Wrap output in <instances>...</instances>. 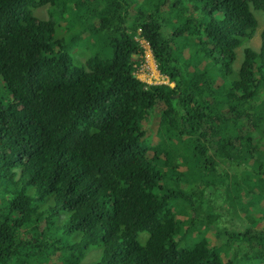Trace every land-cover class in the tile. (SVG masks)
Masks as SVG:
<instances>
[{"label": "trees", "instance_id": "1", "mask_svg": "<svg viewBox=\"0 0 264 264\" xmlns=\"http://www.w3.org/2000/svg\"><path fill=\"white\" fill-rule=\"evenodd\" d=\"M253 11L264 0H0V264H264ZM137 32L174 88L134 77ZM242 190L256 203L238 214Z\"/></svg>", "mask_w": 264, "mask_h": 264}, {"label": "rangeland", "instance_id": "2", "mask_svg": "<svg viewBox=\"0 0 264 264\" xmlns=\"http://www.w3.org/2000/svg\"><path fill=\"white\" fill-rule=\"evenodd\" d=\"M38 12V16H40L43 19H47V10L45 8L43 9H39L37 10ZM253 15L258 23V28L256 30V33L254 34L253 38L250 41V46L254 49H258L259 45H260V32L261 30L264 29V12L261 11H253ZM164 33L166 34L168 29H164ZM135 40L136 42L140 45V53L138 55H134L132 57V68H133V75L134 77L139 80L142 83H146V84H151V85H164V86H169L170 88H174V84L172 82H170L169 78L167 75H164L162 73H160L158 70H156L157 65L155 62V58L153 56L151 47L149 42L143 38L140 33H136L135 36ZM241 52L240 49L236 50V61L234 63V67L235 69H238V63L239 60H241ZM80 59L83 61V57H80ZM158 73V74H156ZM218 83V81H217ZM163 107H158L156 108L150 115H148V121L146 122L144 128L147 132V134L151 135V141L150 144H155L157 137L153 135L154 131H155V126L157 124L156 120H157V115L163 110ZM159 119V117H158ZM182 169V168H181ZM180 169V170H181ZM239 172L233 171L230 174V177L227 180V183L224 185H227V188L232 184V182L238 179L239 176ZM240 184L242 183V179H240ZM221 191H224V187L220 186ZM246 200H248L251 204H255L256 202L254 200H250V197H248L247 199H245L243 197V190L241 191L240 194V205L237 206V213L241 214V212L243 211V206H242V202H245ZM226 209V208H224ZM182 218L186 219L187 216L185 215H181ZM233 222H235L238 226L241 225L242 220L240 219L239 216H236L233 219ZM213 232V234H212ZM208 237H210L211 240V244H215L218 243V237L216 235V232L214 229H212V231L208 232L207 234ZM222 244L224 245L225 242H222ZM233 248L234 246L236 247L235 241L232 243ZM241 249L242 246L240 248L236 247V250L238 251V254H242L241 253ZM232 253V250L230 251V254ZM97 258V252L93 251V253H90L89 255H87V257L85 258V263H87L88 261H93ZM222 258L223 260L227 259V256H225V254H222Z\"/></svg>", "mask_w": 264, "mask_h": 264}, {"label": "built area", "instance_id": "3", "mask_svg": "<svg viewBox=\"0 0 264 264\" xmlns=\"http://www.w3.org/2000/svg\"><path fill=\"white\" fill-rule=\"evenodd\" d=\"M156 70H158V69L156 68ZM156 74H158V73H156Z\"/></svg>", "mask_w": 264, "mask_h": 264}]
</instances>
